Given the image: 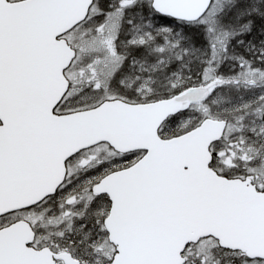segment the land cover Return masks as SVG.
Here are the masks:
<instances>
[{
  "label": "snow or ice",
  "instance_id": "obj_1",
  "mask_svg": "<svg viewBox=\"0 0 264 264\" xmlns=\"http://www.w3.org/2000/svg\"><path fill=\"white\" fill-rule=\"evenodd\" d=\"M0 264H264V0H0Z\"/></svg>",
  "mask_w": 264,
  "mask_h": 264
}]
</instances>
